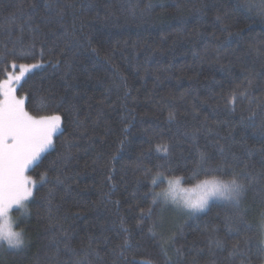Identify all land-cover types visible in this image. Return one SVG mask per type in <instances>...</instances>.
Instances as JSON below:
<instances>
[{
  "label": "trees",
  "instance_id": "1",
  "mask_svg": "<svg viewBox=\"0 0 264 264\" xmlns=\"http://www.w3.org/2000/svg\"><path fill=\"white\" fill-rule=\"evenodd\" d=\"M62 130L0 264H263L264 0H0V77ZM227 183L199 214L170 184Z\"/></svg>",
  "mask_w": 264,
  "mask_h": 264
},
{
  "label": "rangeland",
  "instance_id": "2",
  "mask_svg": "<svg viewBox=\"0 0 264 264\" xmlns=\"http://www.w3.org/2000/svg\"><path fill=\"white\" fill-rule=\"evenodd\" d=\"M28 71L24 68L0 77V246L8 249L20 246V234L15 228L32 200L31 171L52 150L62 130L58 115L35 118L26 111L25 98L18 88ZM232 190L227 183L215 181L191 187L172 183L163 196L176 208L199 214L213 202L235 199ZM262 247L264 250V240Z\"/></svg>",
  "mask_w": 264,
  "mask_h": 264
}]
</instances>
